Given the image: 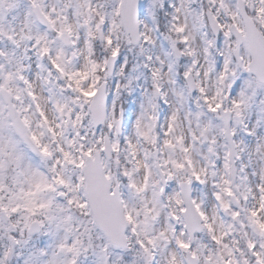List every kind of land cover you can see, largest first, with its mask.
<instances>
[{
    "label": "snow or ice",
    "instance_id": "6c2138e0",
    "mask_svg": "<svg viewBox=\"0 0 264 264\" xmlns=\"http://www.w3.org/2000/svg\"><path fill=\"white\" fill-rule=\"evenodd\" d=\"M0 264H264V0H0Z\"/></svg>",
    "mask_w": 264,
    "mask_h": 264
}]
</instances>
